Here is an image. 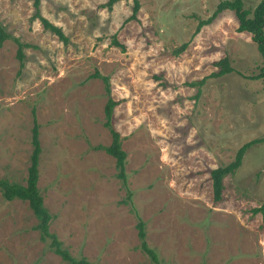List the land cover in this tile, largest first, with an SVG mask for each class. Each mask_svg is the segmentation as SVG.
Here are the masks:
<instances>
[{
  "label": "rangeland",
  "instance_id": "rangeland-1",
  "mask_svg": "<svg viewBox=\"0 0 264 264\" xmlns=\"http://www.w3.org/2000/svg\"><path fill=\"white\" fill-rule=\"evenodd\" d=\"M0 0L12 39L0 49V179L25 185L33 119L41 154L38 188L49 231L75 258L93 264H151L139 249L134 212L159 264H264V143L251 146L213 202L209 171L264 140V61L233 12L210 19L231 0ZM252 12L262 0H242ZM264 33V28H263ZM115 40L121 46L113 44ZM227 58L230 74L208 78ZM107 77L113 129L127 156V188L103 127ZM203 79L201 86H190ZM132 193L131 206L124 204ZM21 201L0 194V264H67L33 230Z\"/></svg>",
  "mask_w": 264,
  "mask_h": 264
},
{
  "label": "trees",
  "instance_id": "trees-1",
  "mask_svg": "<svg viewBox=\"0 0 264 264\" xmlns=\"http://www.w3.org/2000/svg\"><path fill=\"white\" fill-rule=\"evenodd\" d=\"M120 0H108V2L103 5L107 9L111 7ZM34 7L33 18L40 21L44 30H47L54 34L59 41L66 43L67 39L62 33L61 29L53 26L47 20L39 15V3L40 0H32ZM139 10V3L137 0H133L132 14L126 20L131 21L136 19V14ZM231 11L234 13L237 20V32L238 33H248L251 35L252 42L256 45L257 51L260 54L262 60L264 61V0H262L252 12L244 9L242 0H231L223 1L217 5L215 13L206 21L200 22L198 30L203 26L209 25L218 14L223 11ZM12 39L17 45L16 58L22 66L23 61V44H21L16 38H11V36L5 31V28L0 23V49L2 48L5 41ZM113 44L116 46H121L115 40ZM214 66L218 68V71L212 73L208 78H218L226 74H230L233 70L229 65V60L223 58L214 63ZM94 78H100L102 80L105 95L107 98L106 104L104 106V123L103 127L107 129L111 137V144L109 146H97L95 150H101L105 152L108 156L115 160V168L117 170L116 177L122 181V184L127 188V176L125 173L126 159L127 156L121 148L122 139L117 131L113 128V111L117 102L111 99V91L109 86V81L107 77H100L97 73L92 75ZM255 79H264V68L260 70V73L255 77ZM203 79L197 83H191L190 86H201L204 83ZM264 143V140H253L249 143L243 145L236 153L234 160L224 167H218L209 171L212 197L213 202L219 203L222 199V193L224 190L223 181L226 177L233 175L241 166L242 158L246 151L253 145ZM31 147L32 151L29 158V167L27 169V177L25 180V185H20L17 183H10L5 179H0V194L4 201H21L28 205V208L32 212L34 218L36 219V225L33 230L38 232L39 240L47 244L48 250L54 255L58 256L63 262L67 264H93L88 262L85 258H75L73 257L67 249L62 246L57 236L50 233L49 228L51 222L53 221V215L49 213L43 203V197L41 195L40 189L38 188L39 181V158L41 154V147L39 142V127L33 119V126L31 129ZM132 193L128 191L126 195V201L124 204H131ZM130 207H132L130 205ZM255 214L264 215V203L261 207L252 210ZM134 215L137 219L136 230L137 237L139 240L138 249L150 260L151 264H159V258L155 250L150 248L146 241V231L145 224L139 218L136 212Z\"/></svg>",
  "mask_w": 264,
  "mask_h": 264
}]
</instances>
